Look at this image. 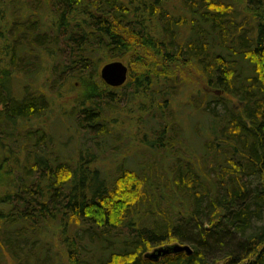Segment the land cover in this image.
Segmentation results:
<instances>
[{"label":"trees","instance_id":"1","mask_svg":"<svg viewBox=\"0 0 264 264\" xmlns=\"http://www.w3.org/2000/svg\"><path fill=\"white\" fill-rule=\"evenodd\" d=\"M121 114L149 148L111 171ZM0 264H264V0H0Z\"/></svg>","mask_w":264,"mask_h":264},{"label":"rangeland","instance_id":"2","mask_svg":"<svg viewBox=\"0 0 264 264\" xmlns=\"http://www.w3.org/2000/svg\"><path fill=\"white\" fill-rule=\"evenodd\" d=\"M125 63L129 66V72H131L133 68L131 62L129 61L128 63L127 62ZM134 69L137 70L138 68L134 66ZM199 86H200V89H202L204 85L200 83ZM63 89H64L63 97L61 99L56 100L54 111L51 113L50 117L47 119V126H48L49 131H51V133L55 136L56 142L58 143L61 142L62 144H66V142H69L68 147L65 148L66 151H64V153L66 152L67 154L70 152L72 153L71 150L76 147L77 140L76 139L70 140V138H72L74 128H72V122L70 121L69 118L59 116L60 108L64 105L66 106L72 100V98L76 97L80 93L81 89L78 83L69 84ZM130 108L134 110L135 105H132V107L130 106ZM135 111L131 113H134ZM116 119H118L120 123L122 121V124H123L122 125L123 127H121V130L118 127L116 131H118L119 133L122 131L125 134V136L122 137L123 140L121 143L116 142L112 144L111 142L109 144L110 147H108L104 152L105 158H107L112 163V166L108 167V168H111V171H115L114 160H116V158H120V157H122V159L124 158L125 166L127 168L136 167V163H143L145 161L144 159L145 157L143 156V151L146 148H149L148 145H145V143L143 145L141 144L140 140H136L137 137L140 138L139 134L138 136H136V132L138 131V129L142 137L144 136V134H146L147 136L150 135L149 131L147 132L146 127H144L143 125L137 126V125L128 123L129 118L124 117V114H121ZM198 119H200V117ZM194 121L196 120L194 119ZM188 128H191L192 130L194 129L193 125L191 126V124H190V127L188 126ZM192 132L193 131H191V133ZM195 137L196 136L193 135V138H191V144L193 145H197ZM147 139L149 138L147 137ZM153 250L154 249H152L151 251Z\"/></svg>","mask_w":264,"mask_h":264},{"label":"water","instance_id":"3","mask_svg":"<svg viewBox=\"0 0 264 264\" xmlns=\"http://www.w3.org/2000/svg\"><path fill=\"white\" fill-rule=\"evenodd\" d=\"M101 79L110 87L118 88L123 86L129 78V66L120 60H115L104 64L100 70ZM220 95L221 91H213ZM185 252L188 255L192 254L193 250L189 245L175 243L155 248L153 251L145 254V257L154 261H158L161 257L170 254H178Z\"/></svg>","mask_w":264,"mask_h":264}]
</instances>
